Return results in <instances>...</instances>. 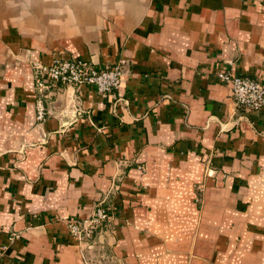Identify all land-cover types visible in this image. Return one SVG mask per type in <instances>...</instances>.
<instances>
[{"label": "crops", "instance_id": "1", "mask_svg": "<svg viewBox=\"0 0 264 264\" xmlns=\"http://www.w3.org/2000/svg\"><path fill=\"white\" fill-rule=\"evenodd\" d=\"M56 57L124 59L122 86L58 84L38 122ZM218 70L264 83V0H0V264H264V111ZM105 197L86 248L66 220Z\"/></svg>", "mask_w": 264, "mask_h": 264}, {"label": "built area", "instance_id": "2", "mask_svg": "<svg viewBox=\"0 0 264 264\" xmlns=\"http://www.w3.org/2000/svg\"><path fill=\"white\" fill-rule=\"evenodd\" d=\"M126 63V60L122 59L112 66L98 67L82 58L60 57L54 58L51 63L34 62L36 120L44 122L51 114L46 105V90L58 84L73 88L92 85L101 95L112 93L122 86ZM216 75L221 82L230 87L232 98L238 107L254 112L264 111L262 80L255 76L233 74L227 70H218ZM81 113L80 109H74L70 118L74 120L76 115ZM114 187L116 188L117 185ZM198 190H203L202 185H198ZM106 197L97 202L89 217L66 220L69 233L87 248L98 246L104 250L108 245L107 238L113 221V213L111 208L105 204Z\"/></svg>", "mask_w": 264, "mask_h": 264}, {"label": "rangeland", "instance_id": "3", "mask_svg": "<svg viewBox=\"0 0 264 264\" xmlns=\"http://www.w3.org/2000/svg\"><path fill=\"white\" fill-rule=\"evenodd\" d=\"M90 264H116V262L112 259H109V257L107 256L105 258L99 257V259L92 258Z\"/></svg>", "mask_w": 264, "mask_h": 264}]
</instances>
